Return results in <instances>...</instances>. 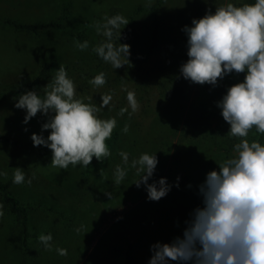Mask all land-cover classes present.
Wrapping results in <instances>:
<instances>
[{
  "label": "rangeland",
  "instance_id": "374dc122",
  "mask_svg": "<svg viewBox=\"0 0 264 264\" xmlns=\"http://www.w3.org/2000/svg\"><path fill=\"white\" fill-rule=\"evenodd\" d=\"M65 1L69 2L68 16L60 32L48 30L33 35L0 24V89L15 88L42 64L53 61L44 79L29 91L44 97L50 90L45 87L62 65L74 82V98L99 107L100 96L111 94L109 105L96 113L101 119H116L111 137L105 141L110 155L101 161L95 158L94 165L70 164L60 169L51 165V151L38 153L0 141V171L7 173L0 176V181L13 182L15 168H21L25 182L12 183L11 193L34 204L28 212L32 237L26 249L21 243L20 224L3 205L0 264H125L126 259L148 264L150 246L182 236L189 213L202 206L198 185L206 173L218 171L226 159L235 157L234 145L241 139L256 140L252 129L247 137L228 135L230 125L216 106L219 100L215 94H226L244 77L233 71L218 78L213 86L193 83L179 72L188 59L183 27H190L194 18H202L206 12L214 13L216 7L245 0H165L158 13V45L152 52L147 49L151 15L146 9L137 12L136 8L155 0H0V17L22 22L55 19ZM176 9L180 13L175 34L183 36L168 51ZM116 14L129 23L121 26L124 28L119 40L114 34V43L130 45V22L139 38L136 53L129 55L128 62L122 61L124 65L119 69L92 50L104 39L97 34L95 22ZM85 40L89 43L87 49L75 47L74 41ZM100 72L105 74L106 82L94 87L89 80ZM128 91L135 93L139 105L131 116L130 108L120 114L122 107H128ZM15 103L16 100H7L0 105V133L19 142H32L33 133L47 138L50 130L42 132V125L52 114L38 112L25 124L26 112L16 108ZM151 109L155 116L147 125L149 121L144 117ZM125 124L126 133L122 131ZM121 151L129 154V162L142 153H156L158 164L148 182L163 177L168 184L179 186L171 187L159 201H150L145 187L135 184V169L129 168L123 180L116 183L114 170L122 164ZM42 233H51V250L39 241ZM57 247L66 249L67 255H59Z\"/></svg>",
  "mask_w": 264,
  "mask_h": 264
},
{
  "label": "clouds",
  "instance_id": "9594fccd",
  "mask_svg": "<svg viewBox=\"0 0 264 264\" xmlns=\"http://www.w3.org/2000/svg\"><path fill=\"white\" fill-rule=\"evenodd\" d=\"M129 23L122 15L106 16L95 22L97 34L104 37L92 50L114 69L121 68L130 55L128 44H114V34L121 38V30ZM124 26L121 28V26ZM187 36V61L180 75L193 83L216 85L218 78L235 71L245 73L243 82L229 87L217 102L221 116L229 125L228 135L247 137L255 128L264 133V0L235 6L228 3L216 7L215 12H206L193 19L191 26H184ZM75 47L87 49L88 41H74ZM105 74L98 73L89 83L94 87L105 84ZM44 97L36 91H26L18 96L15 107L26 112V124L39 112L51 113L43 130H50L47 138L33 133V146H45L51 150V165L66 169L70 164L88 166L93 158L101 161L110 155L105 143L116 126L115 118L101 119L96 113L109 105L111 94L100 96L99 107L82 102L75 97V85L61 65ZM128 107L120 114L129 116L139 108L133 91H128ZM123 132L128 131L125 124ZM237 155L226 159L217 170L206 173L198 185L201 205L189 213L182 236L169 243L156 242L150 246L152 253L148 264H264V144L241 139L234 145ZM122 164L114 170V179L119 183L129 168L136 170L135 184L145 187L147 199L159 201L178 183L170 185L166 178H152L158 159L155 154H140L129 162V154L119 153ZM7 173L0 171V176ZM179 180V178H177ZM25 182L24 171L17 167L13 183ZM31 183V179L27 181ZM191 187V185H189ZM111 196V193H106ZM0 203V217L4 215ZM46 250L53 245L51 233L38 237ZM67 255V250L56 248Z\"/></svg>",
  "mask_w": 264,
  "mask_h": 264
},
{
  "label": "trees",
  "instance_id": "16d2710c",
  "mask_svg": "<svg viewBox=\"0 0 264 264\" xmlns=\"http://www.w3.org/2000/svg\"><path fill=\"white\" fill-rule=\"evenodd\" d=\"M164 1L165 0H155L152 4L146 7L138 6L136 8L137 12L146 9L151 15L150 37H149V43L147 45V49L149 52H152L158 45V21H159L158 13ZM254 1L245 0L243 3H239L235 6H241L245 3L251 4V3H254ZM68 9H69V2L65 1L61 5L59 14L55 19H48V20L37 21V22H22V21L12 19L9 17H0V24L7 25L18 31L28 32L33 35H38L41 32L48 31V30L60 32L63 30V23L68 16ZM179 13H180L179 9H176L174 16H173L174 23H172V26L174 27L172 31H174V33L171 35L173 38L171 37L172 43L168 45L169 46L168 51H171L173 49L172 47H174V44L177 45L175 41L178 38H182L183 36L182 33H180L179 35L175 34L177 30L176 27H178L176 23H177V18H178ZM131 25L132 23L130 22L129 27H130L131 32L129 33L128 37H129V42H130V45H129L130 54L134 55V52L136 53L137 42L139 38L135 30L133 29V27H131ZM53 65H54L53 61L45 62L37 69L36 73L31 78L20 83L15 88L0 89V105L7 100H16L18 99L19 95L25 93L26 91L35 89L38 86V84L44 79V77L46 76V74L48 73V71L51 69ZM237 74L241 77L245 76V73H237ZM152 92H153V89H152ZM222 95H223L222 93L215 94L216 99L220 100L222 98L221 97ZM154 116H155L154 110L151 109L148 112V115L144 117V119L146 118V120L149 121L147 125H149L150 123H153ZM252 131L254 132V137L256 138L255 141H258L259 143H261L262 136H263L262 133H258L255 130V128H252ZM0 141L5 144L26 148L28 150L38 152V153H44V152L51 151L45 146H33V142H19L15 139H11L7 137L5 134H2V133H0ZM94 164H95V157L91 161L90 165H94ZM12 183L13 182L11 179L4 181V182L0 181L1 202L4 206H6L10 215L14 216L16 221L20 224L21 233H22L21 243H22L23 248L26 249L29 243V239L32 237L31 233L28 230V212L30 209L34 207V204L31 202H23L20 199H18L16 196H14L11 193ZM124 263L125 264H137V263L132 262L129 259H126Z\"/></svg>",
  "mask_w": 264,
  "mask_h": 264
}]
</instances>
